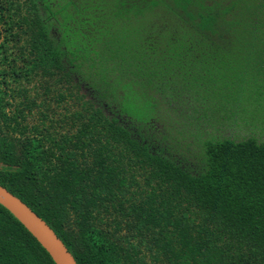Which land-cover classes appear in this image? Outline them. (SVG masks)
<instances>
[{"label": "trees", "instance_id": "obj_1", "mask_svg": "<svg viewBox=\"0 0 264 264\" xmlns=\"http://www.w3.org/2000/svg\"><path fill=\"white\" fill-rule=\"evenodd\" d=\"M163 103L192 167L148 128ZM255 128L264 0H0V184L77 264H264ZM0 264H54L1 204Z\"/></svg>", "mask_w": 264, "mask_h": 264}, {"label": "rangeland", "instance_id": "obj_2", "mask_svg": "<svg viewBox=\"0 0 264 264\" xmlns=\"http://www.w3.org/2000/svg\"><path fill=\"white\" fill-rule=\"evenodd\" d=\"M261 1L263 2V0ZM246 7L249 8V6ZM237 19H242V16L239 15ZM86 88L87 85H84L85 92L88 89ZM178 113L179 112L173 110L171 105L163 103L152 114V119L149 120V126H147L155 135L154 137L164 138L162 143L165 144L167 148H170L171 152L175 155V158H178L183 165L192 167V164L199 160L200 150L195 146L194 137H191V130L186 126L184 118L179 117L180 115ZM120 117L124 120L127 116L121 115ZM126 123H128V121H126ZM220 129L221 130L219 131L214 128L212 131L219 133L220 137H236V139L247 135V133L244 134V131H240V128L238 127ZM143 130H146V127ZM255 132L259 139L264 140V134H261L258 128H255ZM193 133H195L194 130L192 134Z\"/></svg>", "mask_w": 264, "mask_h": 264}, {"label": "water", "instance_id": "obj_3", "mask_svg": "<svg viewBox=\"0 0 264 264\" xmlns=\"http://www.w3.org/2000/svg\"><path fill=\"white\" fill-rule=\"evenodd\" d=\"M0 204L31 233L54 264H77L72 253L46 221L1 184Z\"/></svg>", "mask_w": 264, "mask_h": 264}]
</instances>
